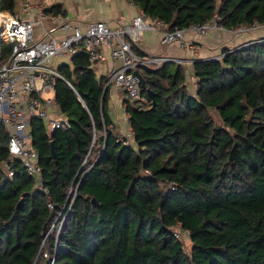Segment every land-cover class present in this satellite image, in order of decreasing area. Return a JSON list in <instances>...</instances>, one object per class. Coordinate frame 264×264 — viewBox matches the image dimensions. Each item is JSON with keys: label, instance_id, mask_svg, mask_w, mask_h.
<instances>
[{"label": "trees", "instance_id": "obj_1", "mask_svg": "<svg viewBox=\"0 0 264 264\" xmlns=\"http://www.w3.org/2000/svg\"><path fill=\"white\" fill-rule=\"evenodd\" d=\"M132 1L161 31L215 15L227 30L264 24V0ZM46 12L66 14L60 3ZM223 47L188 74L184 62L139 66L147 100L122 98L129 134L86 49L58 63L54 97L69 126L30 121L47 191L10 157L0 121V264H264V36Z\"/></svg>", "mask_w": 264, "mask_h": 264}, {"label": "built area", "instance_id": "obj_2", "mask_svg": "<svg viewBox=\"0 0 264 264\" xmlns=\"http://www.w3.org/2000/svg\"><path fill=\"white\" fill-rule=\"evenodd\" d=\"M126 1L136 6L132 0ZM52 2L16 0L13 11L0 8V44H11L4 57L0 52V121L7 131L10 157L20 159L34 183L44 191L47 190L41 183L38 150L31 144L30 121L35 116L43 118L48 131L69 126L67 116L60 112L54 97L53 80L61 75L51 62L53 57H69L82 47L93 65L104 59L105 48L108 49L112 62L106 69L107 84L121 90L123 97L129 99L139 98L141 94L139 66L152 67L164 61L193 62L198 59L137 54L132 49V43L138 41L146 30H157L160 24L139 8L129 21L115 27H110L101 19L91 21L84 27L70 19H62L57 26L44 31L42 37H35V25H43L47 16L52 20L55 18V15L46 12ZM22 13L34 15L35 19L23 17ZM217 20L218 15H215L210 22L202 25H190L188 28L174 26L161 31L159 41L162 44L177 41L181 47L195 51L194 43L183 39L185 30L202 34L210 27L222 29ZM249 29L250 26L238 25L229 32L237 34ZM222 55L223 52L210 58H221ZM49 92L53 94L48 97ZM122 107L125 112L124 104ZM3 165L7 167V162L4 161ZM173 234L183 242L187 238V230L182 232L175 229Z\"/></svg>", "mask_w": 264, "mask_h": 264}, {"label": "crops", "instance_id": "obj_3", "mask_svg": "<svg viewBox=\"0 0 264 264\" xmlns=\"http://www.w3.org/2000/svg\"><path fill=\"white\" fill-rule=\"evenodd\" d=\"M54 3H60L65 9L66 14L60 15L47 13L48 15H55V18L52 20L49 16H47L43 21V25H35V37H42L44 35V31H48L52 27L57 26L62 19H70L82 27L91 21L101 19L104 20L110 27H115L120 23L129 21L138 11L137 6L131 5L125 0H53L52 4ZM22 16L33 20L35 19L34 15L22 13ZM55 32H57V30ZM186 32H188V36L185 40L194 43L195 51L181 47L177 41L170 44L160 43L159 39L161 30L159 29L146 30L137 44L146 55L153 54L165 57L192 59L210 57L216 54V52H218L223 46H237L252 38L250 36V32L247 36L242 34L238 35V33L231 34L229 33V30L225 28L221 29L216 27H210L202 34L193 32L189 29H186L185 33ZM65 61H69V59L66 57ZM111 62L112 60L109 57L108 49L105 48L104 59L96 62L95 64V71L97 74L105 73ZM183 62L187 64V67H189V69L187 68L188 74L191 71V62L188 60H183ZM58 63H56L55 66ZM109 95L110 118L112 119L114 125L118 126L121 134H129L130 130L127 124V115L123 111L122 107V91L111 85ZM121 123H124V130L121 127Z\"/></svg>", "mask_w": 264, "mask_h": 264}, {"label": "rangeland", "instance_id": "obj_4", "mask_svg": "<svg viewBox=\"0 0 264 264\" xmlns=\"http://www.w3.org/2000/svg\"><path fill=\"white\" fill-rule=\"evenodd\" d=\"M126 1V0H125ZM256 29V30H255ZM249 32H250V36L252 37V38H258V37H260V36H264V24H255V25H253V26H250V29L247 31H242V32H240V33H238V35H240V34H242V35H245V36H247V35H249ZM187 33L188 32H186V33H184V36H183V39H186V37L188 36L187 35ZM229 33H231V32H229ZM251 39V38H250ZM232 47H236V46H232ZM224 48V47H223ZM222 47L220 48V50L218 51V52H216V54H220V53H222L223 51H222V49H223ZM151 55V54H150ZM65 59H66V57L64 56V55H59V56H55V57H53L52 58V64H56V63H60V62H62V61H65ZM53 93L52 92H49L48 94H47V96L49 97V96H51ZM140 97H141V99L144 101V100H147V97H146V95H143V94H140ZM123 126H124V123H121V127H122V129L124 130V128H123ZM125 133V132H124ZM4 167V166H3ZM5 168V167H4ZM185 243H184V246H185V248L186 249H188L189 248V245H190V241L189 240H187V238H185V241H184Z\"/></svg>", "mask_w": 264, "mask_h": 264}, {"label": "water", "instance_id": "obj_5", "mask_svg": "<svg viewBox=\"0 0 264 264\" xmlns=\"http://www.w3.org/2000/svg\"><path fill=\"white\" fill-rule=\"evenodd\" d=\"M199 59V58H198ZM139 73V72H138ZM140 74V73H139ZM140 83H141V85L143 86L144 85V81H143V78H142V76L140 75ZM147 91H148V89H147ZM148 97L150 98V100H152V95H151V92L149 91L148 92ZM50 151H51V154H52V156H54L55 155V153H54V149H53V146H52V143H50ZM93 202L95 201V199L94 198H92L91 199Z\"/></svg>", "mask_w": 264, "mask_h": 264}]
</instances>
